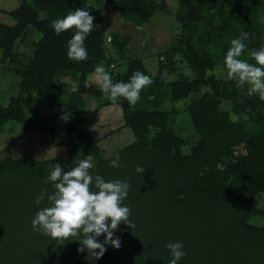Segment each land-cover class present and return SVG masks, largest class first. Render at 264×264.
Returning a JSON list of instances; mask_svg holds the SVG:
<instances>
[{"label": "trees", "instance_id": "1", "mask_svg": "<svg viewBox=\"0 0 264 264\" xmlns=\"http://www.w3.org/2000/svg\"><path fill=\"white\" fill-rule=\"evenodd\" d=\"M106 1L135 28L148 25L168 7V0H20L7 11L14 23L0 21V67L20 78L18 93L7 105L0 102V134L8 123L22 125V134L32 130L24 102L31 93L48 109L62 106L60 115L75 116L65 132L66 156L0 159V264H170L167 245L175 242H183L186 252L178 264H264V221L253 222L256 216L264 218V209L253 202L264 192V100L246 84L237 87L236 81H229L224 64L231 41L244 32L249 39L240 58L256 63L251 52L264 48V0H176L174 17L180 29L174 33V45L164 51L167 60L159 53L155 74L143 57L129 53L131 35L116 30L108 35L100 9ZM76 9L95 17L85 40L88 59L81 62L67 56L74 31L57 35L52 27L53 21ZM35 32L40 35L28 55L20 46ZM124 63L115 73L113 67ZM183 64L194 76L179 72L167 80L165 72L180 71ZM98 65L114 83L128 82L137 71L153 81L140 94L142 106H130L123 98L115 103L122 106L123 126L132 129L136 140L109 157H103L95 140L79 127L86 93L99 99L92 121L101 107L114 105L100 86L87 85ZM190 93L196 97L187 106L188 116L200 138L185 153L186 142L176 127L179 111L161 105ZM226 100L230 109L222 107ZM116 152L119 168L110 165ZM89 154L95 163L93 175L131 185L123 205L131 210L134 227L121 223L114 232L121 247L106 245L98 260L86 249L77 252L79 241L61 245L31 224L39 210L50 206L47 196L40 204L35 200L43 189L54 191L47 178L55 164L67 172ZM138 165L146 169L141 175ZM93 191L98 189L93 186ZM103 240L102 234L98 241Z\"/></svg>", "mask_w": 264, "mask_h": 264}, {"label": "clouds", "instance_id": "2", "mask_svg": "<svg viewBox=\"0 0 264 264\" xmlns=\"http://www.w3.org/2000/svg\"><path fill=\"white\" fill-rule=\"evenodd\" d=\"M94 20L95 17L89 11L76 9L64 18L52 22L57 35L69 30L74 31L68 41L67 56L70 60L81 62L88 59L85 40L95 26ZM247 39L249 34L244 32L239 38L231 41L224 58L227 79L236 81L237 87L249 84L250 92L258 93L260 99L264 100V48L251 52L255 64L241 59L246 49L244 41ZM95 74L101 91L113 104L123 98L134 107L140 100L141 92L153 83L150 76L140 71L135 72L128 82L114 83L102 65L95 68ZM110 165L114 168L121 166L119 152L115 153ZM94 167L91 154L80 159L76 166L67 172L56 163L47 178L54 191L48 194L47 189H43L35 200L36 204H40L47 196L50 206L39 210L31 224L34 231L51 237L61 245L66 241H79L81 247L77 248V252H84L86 249L88 254L98 260L107 251L106 245L116 249L121 247L120 237L114 236L121 223L131 228L134 225L129 219L131 210L123 205L131 185L121 180L106 182L103 177L92 174ZM145 171L142 166L136 167V172L140 175ZM93 186L98 191H93ZM102 234L104 240L99 242L98 237ZM183 247V242L167 245L172 257L170 264H178L186 255Z\"/></svg>", "mask_w": 264, "mask_h": 264}, {"label": "rangeland", "instance_id": "3", "mask_svg": "<svg viewBox=\"0 0 264 264\" xmlns=\"http://www.w3.org/2000/svg\"><path fill=\"white\" fill-rule=\"evenodd\" d=\"M177 3L176 0H168V7L165 11L158 12L148 25L139 28H135L136 26L124 22L117 8L111 2H104L100 9L103 15V25L108 35L114 30L131 35L129 53L132 57H143L147 67L155 74L158 71L159 53L164 54L166 49L174 45V33L179 32L180 29V23L174 17ZM19 4L20 0H0V21L13 24L14 20L7 14V11L16 8ZM260 18L263 20L264 13L261 14ZM39 35V32L31 33L21 44L20 49L28 55L31 54L33 43L36 39L38 40ZM164 57V61H166L168 56L164 54ZM125 66V63L122 67L116 64L113 67L115 73L122 71ZM183 66L184 68L180 71L177 70L172 73H167L166 71L167 80L179 77V72L193 77V71L186 67L185 64ZM218 72L221 76L224 74L223 70ZM19 82L20 78L15 72L0 67V102L2 104L7 105L10 97L18 93ZM93 84L99 86L96 74L90 76L87 81V85ZM245 84L250 91V85ZM193 96L196 97V93H192L189 97L178 101L166 99L161 105L162 109L175 108L179 111L176 127L177 132L186 142L184 147L185 153H189L191 146L197 144L200 138L188 116L189 111L187 106ZM85 99L87 101V108L83 114V123L79 127L95 140L96 147L103 157H109L118 149L136 140L132 129L128 126H123V109L120 104L101 107L98 116L92 121V114L99 104V99L90 93L85 94ZM142 101L145 102L143 98H140L135 107L142 106L144 104ZM24 102L32 130L22 134V125L19 123H8L5 131L0 134V159L8 156H12L13 158L31 157L33 159L66 156L68 154V146L63 143L65 132L68 124L72 122L75 116L70 117L68 114L60 115L59 113L64 109L62 106L48 109L45 101L39 99L34 93L27 94ZM222 104L224 109H230L231 107V103L227 100ZM156 106L146 105V107L151 109ZM78 132L79 130L73 133V137ZM253 202L256 207L264 209V192L258 193ZM263 221L264 218L261 216H256L253 219L256 225H262Z\"/></svg>", "mask_w": 264, "mask_h": 264}]
</instances>
